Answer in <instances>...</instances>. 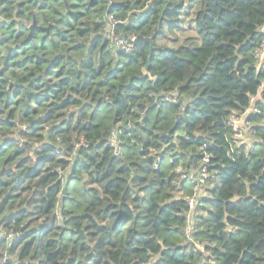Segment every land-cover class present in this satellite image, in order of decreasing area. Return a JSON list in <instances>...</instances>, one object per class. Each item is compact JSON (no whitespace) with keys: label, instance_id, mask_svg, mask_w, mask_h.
<instances>
[{"label":"clouds","instance_id":"9594fccd","mask_svg":"<svg viewBox=\"0 0 264 264\" xmlns=\"http://www.w3.org/2000/svg\"><path fill=\"white\" fill-rule=\"evenodd\" d=\"M0 264H264V0H0Z\"/></svg>","mask_w":264,"mask_h":264}]
</instances>
